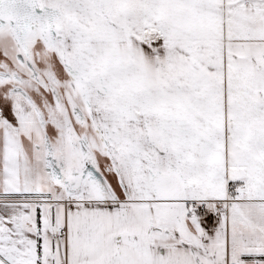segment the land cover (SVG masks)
<instances>
[{
	"label": "snow or ice",
	"instance_id": "obj_1",
	"mask_svg": "<svg viewBox=\"0 0 264 264\" xmlns=\"http://www.w3.org/2000/svg\"><path fill=\"white\" fill-rule=\"evenodd\" d=\"M0 264H264V0H0Z\"/></svg>",
	"mask_w": 264,
	"mask_h": 264
}]
</instances>
